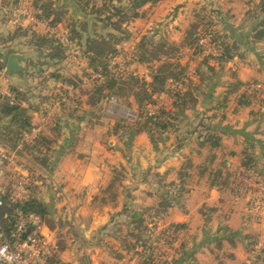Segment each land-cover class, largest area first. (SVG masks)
Listing matches in <instances>:
<instances>
[{
    "label": "rangeland",
    "instance_id": "rangeland-1",
    "mask_svg": "<svg viewBox=\"0 0 264 264\" xmlns=\"http://www.w3.org/2000/svg\"><path fill=\"white\" fill-rule=\"evenodd\" d=\"M53 2L65 21L68 17H73V20L82 17L74 0H55ZM256 2L253 1L250 5H247V0H214L210 3L206 0H162L159 4L146 7L142 10V17L137 19V24L132 25L130 29L128 28L132 38L123 47L119 45L122 52L121 57L114 61L113 66L117 67L115 73L125 76V73L134 72L140 78L150 76L149 74L156 67L157 62L152 61L141 65L136 63L131 66L126 64L136 45L142 38L146 37L151 38L155 44L159 43L160 40H164L169 44L180 47L177 58L183 65H187L191 69L189 77H192L193 69L199 66L203 57L192 56L190 50L181 47L191 26L194 24H198L199 27L211 25L212 30L220 33L226 32L231 35L245 36L250 32L252 25V19L246 16L245 13L247 10L253 9ZM24 4L28 5L27 3L22 5ZM85 20L89 25L92 24V17H86ZM88 32L91 34L92 30L89 29ZM21 44L20 41H16L12 45L13 48L10 47L12 51L21 52L24 63V71L20 79L14 82L24 87L23 91H25L29 103L39 106L45 111L48 110L49 113L51 106L48 107L49 109L46 108L48 104H46L44 98L50 94L52 88H54V83L48 79L49 71H45L42 77H37L36 70L26 69V61L34 58L35 55ZM251 48V51L245 53L242 62L244 63L243 67L247 65V68L254 71L259 66L256 71L260 76L257 79L250 80V83L261 86V89L256 91L252 103L254 104L253 108L261 109L264 101V42ZM203 49L205 56L210 52H214L208 41ZM242 50H246L245 47L240 48V51H238L241 52ZM6 55L7 53H5ZM250 63L258 65H254L253 68L249 65ZM210 65L216 64L210 61ZM74 67L66 66L68 72L74 71ZM233 67L235 65L232 64L228 68L232 69ZM231 69L223 71L227 76L217 74L218 81L214 79L211 83L209 81L202 85L199 93H197L200 102L195 110L188 112L187 120L178 123L179 135L182 138L185 137L186 140L189 138V133L196 130V135L191 136L189 139L191 144L184 148L180 153V158L176 161L179 163L177 164V168H180L179 172L183 170V178L179 176V172L176 177L175 173H172L164 179L159 173L163 168H173L172 165H169V163L174 162L173 149L169 146V141L174 139L175 134L170 133L168 138L156 147L149 141V150H147L145 139L133 138L130 141L128 140V133L122 131V127L126 125L133 128V121L138 115L135 98L129 89L121 91L120 98L112 97L102 104L107 117L96 118L97 115L93 117L87 113L86 116L83 115L85 117L83 120L84 126L88 127L90 123L95 124L94 131L91 134L95 136V139L101 145L100 150H102V155H100V167L102 168L95 172L91 188L80 189L81 186H74V183L68 187L65 178L60 177L55 171L60 159L57 157L56 152L48 154V162L50 167L52 165V169L50 168L51 170L46 173L51 174L52 172L51 179L45 177V173L40 170V166L33 161V158L27 152H23L21 159L18 156L20 150L16 153L17 155L13 159L14 163L17 165L18 161L21 162V165L18 164L20 167L30 170L36 179L38 177V180H41V183L39 182V185L41 184L39 196L48 209L47 220L55 228V231L50 233L49 248L57 241L65 244L66 250L58 254L62 262L65 264H141L144 257L147 258L148 252L143 253L144 251L140 245L131 249L128 246L135 244L133 233L136 231L132 233L131 214L134 211L145 210L147 211L144 214L143 226H146L148 231L141 227L143 230L141 236L143 241H148L151 245L153 264H165L164 262H168L171 258H179L177 255H179L178 250L181 244H185V252L192 258H184L176 264H219V260H227L229 255L231 256L233 248L226 239L231 234L237 238V241H245L246 244H251V246L243 249V256L246 257L244 263L252 264L254 262L257 250L262 248L258 244L257 236L249 234L247 235L248 239L244 240L242 238L246 234L243 231L232 232L229 230L224 222L226 218L223 220L219 218L222 215L217 217L216 210L218 207L210 205L200 207L199 203L196 202L194 203V213L197 211V209L195 211V208H200L199 214L196 212L197 214L192 215L189 218L188 225L184 223L186 229L175 230L169 228L173 220L177 218V215L173 213V209L175 207L179 210L186 208L185 205L189 200L187 193L191 184L195 182L200 166L203 165L201 162L204 160V165L211 172L215 170L225 171L223 162L215 161V158L218 157V149L213 151L204 150L202 155L199 156L194 148L198 147V136L200 134L204 135L206 127L214 126L218 131L224 128L231 129L230 125H223L225 112L228 111L215 112L212 110L217 97L224 92L223 84L225 83L222 82H225L226 77H230ZM200 70L205 72L206 69L200 66ZM6 74L2 72L1 75L0 90L3 91H9V88L15 85L13 79L10 78L14 75L7 76ZM196 79L199 80L198 77ZM146 80L149 81L150 79L147 78ZM214 84L217 85L213 86ZM212 86L215 87L214 90L211 89ZM211 91L216 94V99L214 97L211 100L207 97V94H210ZM237 98L231 96L229 99L227 106H230V110L237 102ZM156 102L168 107L167 98H157ZM148 110L153 112L156 107L150 106ZM244 116L245 119L247 117L256 119L251 114L246 113ZM242 122L245 121H241L240 124ZM6 127L7 121H1L0 147L14 150L12 135L3 130ZM75 138V136L72 138V142L75 141ZM160 138L158 135L155 136V139ZM110 142L112 145H110ZM191 150L192 152L188 153ZM56 151L59 152L58 149ZM105 151L108 154H105ZM254 151L261 154L263 150L256 148V145H254ZM211 155L214 156V160L209 163L207 161ZM260 159L263 165L264 156ZM163 161L166 163L163 164ZM174 178L178 183L174 182ZM237 179L240 183L245 182V178L241 174L237 176ZM181 181L184 182L182 186H180ZM251 182H254V179ZM171 183L175 185L169 186L168 184ZM244 184L245 188L252 190L250 184V186H247L248 182ZM165 193L171 202L173 201L172 207L167 209L166 212L162 211L163 208L160 206L162 195ZM257 200L258 195L254 202L250 199L248 205H250L251 210H254L253 220L256 223H261L264 205L258 209L260 203ZM217 228H221V230H216ZM218 239H221L219 240L220 243L218 242L221 245L220 247L216 243ZM170 240H174L171 245L167 243ZM224 241L228 242L224 243ZM206 244L208 247H205Z\"/></svg>",
    "mask_w": 264,
    "mask_h": 264
},
{
    "label": "trees",
    "instance_id": "trees-1",
    "mask_svg": "<svg viewBox=\"0 0 264 264\" xmlns=\"http://www.w3.org/2000/svg\"><path fill=\"white\" fill-rule=\"evenodd\" d=\"M74 1L84 21L72 22L68 33L69 41L78 47L84 61L81 76H64L60 73V65L68 58L66 52L67 47L60 42V39L53 36L38 35L30 32L28 29L17 27L4 42L23 39L24 44L35 55L34 58L28 60L26 69L31 68L32 70H36L37 77H42L45 71H49L48 79L70 86L77 90L80 95H85L86 105L89 107L84 110L85 114H90L93 117L97 115L96 118L101 117L104 113V109L102 108L103 103L112 97L120 98L121 91L125 89L132 91L137 105L138 115L133 121V128L126 125L122 127V131L128 133V140L130 141L139 134H146L154 147L160 142H164L170 133L177 134V140L182 141L184 138L179 135L180 128L178 123L182 120H187V116L185 115L187 111L195 110L198 105L197 93H199L202 85L209 81L211 83L214 79L216 81V75L220 74L218 71L226 63L232 61L235 57L243 58L245 53L252 50L251 47L264 42V0H247V5H250L253 1L257 2L254 4L253 9L247 10L245 13L246 16L252 19L250 32L245 36L231 35L226 32L220 33L212 30L211 25L199 27L198 24H194L187 31L181 47L190 50L192 56L203 57L195 72L199 78V83H193L188 76V66L183 65L179 58H177V54L180 53V47L169 44L164 40H160L159 43L155 44L151 38L146 37L142 38L136 45L126 64L127 66H131L136 63L141 65L152 61L157 62L158 64L149 74L150 80L147 81L144 77L140 78L134 72L130 74L125 73V76H122L115 73L117 67L112 66L110 62L121 57L122 51L118 46L129 41L131 38V34L127 28L128 25L142 17V10L145 6L156 5L162 0ZM17 2L18 0L15 1V4ZM30 3L36 12L35 17L37 19L48 22L52 27H56L61 22L62 14L53 6L51 0H30ZM86 17H92L91 25L85 20ZM89 29L92 30L91 34L88 32ZM84 33L86 34L85 36ZM200 38H205L208 41L214 50L213 53L210 52L205 56V51L202 45L199 44ZM242 47H245L246 50L239 52ZM7 53L11 54L13 51L10 50ZM210 61L218 65L220 69L215 70V65H210ZM200 66L206 69L205 72L200 70ZM5 67L6 63L0 57V74L2 72L6 73ZM93 74H99L100 78L93 81L89 89L83 90L81 88L83 79H88ZM250 84V82L242 83L239 80L228 83L224 92L217 97L212 110L218 112L226 109L230 95L238 93L239 91L237 104L241 107H249L252 105L256 91L249 89ZM216 85L214 84L213 86ZM213 86L211 87L212 90L215 88ZM9 92L12 97L0 94V122L7 121V127L3 128V130L7 134L12 135V145L15 148L22 134L32 128L30 113H41L42 109L28 102L29 100L25 91H21L12 86L9 88ZM161 97L167 98L168 107L164 106V104H157V98ZM210 97L213 98L212 95ZM44 100L47 101L48 97L44 98ZM150 106H155L156 110L150 112L148 110ZM60 108L62 113L61 117H71L82 109L81 103L77 99H72L69 106H60ZM262 109H264V101L262 103ZM61 129V118L57 117L50 131L57 138L60 137ZM224 130L225 128L221 131ZM221 131L216 130L214 126L206 127L204 129V135L200 134L198 136V146L200 148L207 146L210 151L218 149L221 146V137L218 133ZM190 133H196V130ZM156 135L161 138L155 139ZM51 144V140L39 135L33 142L25 144L22 148L23 152H27L33 158V161L40 166V170L43 173L51 170L48 162ZM263 156L264 151L259 154L254 151V145H250L242 152L240 174L245 178L264 180V164H261L260 159ZM39 157L42 158L40 159ZM213 160L214 156L211 155L207 162L211 163ZM200 169L202 175L207 171L205 165L200 166ZM182 171L179 172L180 177L183 176ZM231 177L233 175L227 171L215 170L214 172H210V187L216 189L231 187L232 192L238 195L239 190L244 191L246 189L245 185L236 179L231 180ZM36 181L37 184H33L29 188L28 198L24 201L13 199L11 186L8 185L6 187L2 197L3 206L0 209V226L5 236H10V233L14 230L16 223L14 212L16 209L23 215L34 214L38 216L41 223L51 233L55 231L51 222L47 220L48 209L39 196L40 185L38 183L41 180H38L37 177ZM180 184L182 186L184 182L181 181ZM168 185L174 186L175 184L171 183ZM172 205L173 201L171 202L166 193L163 194L160 204L163 208L162 211L166 212ZM146 211H134L131 214L130 225L133 226L132 233L136 231L133 233L135 244L129 245L128 247L131 249L140 245L144 251L143 253L148 252L147 258L144 257L141 264H153L154 262L151 258L153 250L151 249V245L148 241H143L141 236L143 232L141 227L145 231H148L147 227L143 226ZM169 228L184 230L186 229V225L184 223H172ZM31 231L32 227L30 226L27 229V233ZM226 239L233 245L234 240L237 238L231 234ZM242 239L247 240L248 236L246 235ZM219 240L221 239H218L216 243H220ZM172 241L174 240H170L167 243L171 245ZM219 243L217 245L218 247L221 246ZM243 243L245 249L251 246V244H246L245 241ZM65 250V244L57 241L56 244L50 247L49 254L39 264H65L58 257V254ZM178 252L179 255L177 256L179 258H171V260L164 263L176 264L179 260L182 261L184 258L190 257L185 252V244L180 245ZM260 263L264 264V247L257 250L255 260L252 262V264Z\"/></svg>",
    "mask_w": 264,
    "mask_h": 264
},
{
    "label": "crops",
    "instance_id": "crops-1",
    "mask_svg": "<svg viewBox=\"0 0 264 264\" xmlns=\"http://www.w3.org/2000/svg\"><path fill=\"white\" fill-rule=\"evenodd\" d=\"M15 1L16 0H0V57L3 61H5V63L7 62L9 55L11 54L21 55V52H17L14 50L13 53L11 54L7 53L8 51H10L11 48H13L12 45H14L16 41H20V43H22L21 45H23L25 48L31 51V49L24 44L23 39H15L13 41L4 42V40L8 36H10L17 27L28 29L30 32H34L38 35L53 36L57 39H60V35H65L69 40L68 30L69 28H71L70 24L72 22L84 21L83 17H77L76 20H73L74 19L73 17H68L66 21L61 17L62 20L59 24H57L56 27H52L49 24L48 26L30 25V24L28 25L27 22L24 21V19L21 16L16 14L15 10L18 7H20L23 3H27L35 14L36 12L34 8L31 6L30 0H18L17 4H15ZM51 1L53 2L55 0H51ZM206 1L210 3L214 0H206ZM239 1H245V0H239ZM53 6L55 7L54 2H53ZM146 7H150V5L145 6L143 9H146ZM137 22H138L137 20L131 22L127 28L130 29V27L132 25L137 24ZM127 42L122 43L121 44L122 47L126 45ZM66 47H67L66 52L68 58L64 63L60 65L61 67L60 73L64 76L79 77L81 76L83 70L82 68L84 67V61L80 55V51L78 47L72 44L70 41H69V46ZM118 48H120V46H118ZM73 50L77 52L79 57V62H74L70 59L69 54ZM5 53H7L6 56ZM21 56L23 60V55ZM244 58L245 57L243 58L235 57L232 61L226 63L223 66V68L220 70V75L227 76L226 74H224L223 71H225L226 69H227L226 71H228L229 69H231L228 68L229 66L231 67L232 64L235 65V67H233L230 70V74H231L230 77H226L225 82H222L225 83L223 84L224 90L228 83L233 82L235 80H239L242 83H247L250 82V80L257 79V77L260 76V74L256 71L258 70L259 66H257V69L255 71L247 68L246 67L247 65L243 67L244 63L242 61H244ZM27 62L28 61H26V64ZM23 64L24 63L22 61L21 66L24 71ZM249 65H251L254 68L255 67L254 65H258V64L250 63ZM66 66L68 67L75 66L74 71L68 72ZM214 68L215 70L220 69L218 65H215ZM190 72L191 69H189L188 67V76ZM195 72H196V68L193 69L191 73L193 74L192 75L193 78L190 77V79L193 80V83L196 84L199 83V81L196 79L197 76ZM1 75L2 73L0 74V81H1ZM6 75L9 76L10 74L7 73ZM21 75H14L11 76L10 78L13 79V84H15L14 87L23 91L24 87L21 84H17V82H14L15 80L18 81ZM91 78L92 75L88 79L87 78L83 79L81 85V88L83 90L89 89V87L93 82ZM147 78L149 79L148 76H146L145 79ZM53 83H54V88H52L50 94L46 96L48 97V100L46 101L47 102L46 104L48 105L46 106V108L51 106L50 107L51 111L48 113V110L45 111L41 108L42 111L44 112L42 111L41 113L31 112L30 116H31L32 127L34 126L39 127L41 129L40 135L52 141L50 147L51 151L49 152V154L56 152L57 157L60 158L58 161L59 164L57 163L58 166L56 167L55 171L60 177L65 178L66 183H68V187L70 186V184L74 183V186L75 185L81 186L80 189L91 188L90 186L94 182L93 176L95 175V172L101 170L102 168L100 167V155H102V150H100L101 145L95 139V136H92L91 134V132L94 131L95 124L92 125V123H90L88 127L84 126V121H83L85 119V117H83V115H85L84 110L89 108L86 105V96L80 95L77 90L73 89L70 86H66L64 84L55 81H53ZM58 92H62L68 98L67 106L71 104L72 99H77L80 101L82 109L71 117L69 116L61 117L62 114L61 108L60 107L57 108V105L55 104V95ZM239 93L240 91L238 93L230 95V98L231 96H234V98L238 97ZM210 95H212L213 98H211ZM215 95L216 94H214L213 92L207 94V97L213 100ZM199 102L200 100L198 98V103ZM24 106L26 105L24 104ZM253 106L254 104L250 105L249 107H241L236 102L231 110H230V106L229 107L227 106V108L224 109L227 110L228 112L227 113L225 112L224 115L225 118L223 119L225 121L223 125L228 124L231 126V129H225L224 131H221L219 133L221 137V146L218 148V152H217L218 157L215 158V161H219V162L221 161V163L223 162L225 171L233 175V177H231V180L232 179L238 180L237 176L240 174V160L242 157V152L245 149H247L250 145H256V148L262 149L264 151V115H262L264 113V109L253 108ZM188 112L190 111H187L185 113L186 116L188 115ZM246 113L255 116L256 119H250L249 117L245 119L244 114ZM57 117L61 118L62 129L60 132V137L55 138V135L51 133L50 128ZM102 117H107L105 112L103 113L101 118ZM241 121H245V122H242V124H240ZM195 135L196 133L193 134L190 133L189 138L187 140L184 137L182 141H179L177 140L178 135L175 134L174 139L169 141V146H171V149H173L174 162L169 163V165H172L173 168L162 167L163 169L160 170L159 173L161 174L163 179L166 177L168 178V174H172V173L173 174L175 173V177H176L180 169L179 167L177 168V164L179 163L176 161H178V159L180 158V153L184 150V148H186L187 146H189V144H191L189 140L190 137ZM74 136L76 138L75 141L72 142L73 140L72 138H74ZM135 138L141 140L145 139L147 142L146 148L147 150H149V140H147L148 138L146 134H139ZM110 145H112L111 142ZM57 149L59 152L56 151ZM194 149H196V152L199 154V156L202 155V152H204V150L207 151L209 150L207 146L202 148L198 146L195 147ZM220 151H222L221 154H219ZM191 152L192 150L189 151L188 153ZM23 154H24L23 150H20L18 154L20 159L22 158ZM105 154L108 153L105 151ZM163 162H164L163 164L166 163L165 161ZM202 163L204 165V160L203 162H201V164ZM18 164L21 165V162L18 161ZM18 164L17 166H19ZM51 169H52V165H51ZM210 172L211 171L209 170V168H207V171L203 175L201 174V169L198 171L195 182L191 184V186L189 187V192L187 193V198L189 200L187 201V205H185L186 208L183 210L181 209L182 211L179 210L177 207L173 209L174 210L173 213L177 215V218L173 220V223H186L188 225L190 220L189 218L192 215L197 214L196 212H198L199 214L200 208L199 209L195 208V211L196 209L197 211L194 213V203L196 202L199 203L200 207L203 205L215 206L218 207L216 210L217 217L222 215L219 218H222V220L226 218L224 222L226 223L227 225L226 227L229 230H231L232 232L243 231L246 235L253 234L257 236L259 246L264 247V208H263V213L261 214L262 217L261 223H256L255 220H253V216L255 215L254 210H251V208L249 207L250 205H248V201L250 199L252 200V202H254V199L257 197L256 192L254 190H248V188H246L244 191L242 190L239 191L238 195H235V193L232 192L231 187H225L220 189L212 188L210 187V183H209ZM51 176H52V172L51 174L45 173V177L51 179L52 178ZM173 180L175 183H178L175 181L176 178H174ZM242 184H244V182ZM215 204H219V205H215ZM218 229L221 230V228H217L216 230ZM45 232L49 235V239H50L51 232L49 230H46ZM226 242L224 241V243ZM228 244L231 246V248H233V251H231V256L229 255V259L227 260H223V259L219 260L218 261L219 264H243L245 262L244 259L246 258L245 256H243L244 243L237 241V239H235L233 245H231L230 243ZM205 247H208V245L206 244Z\"/></svg>",
    "mask_w": 264,
    "mask_h": 264
},
{
    "label": "built area",
    "instance_id": "built-area-1",
    "mask_svg": "<svg viewBox=\"0 0 264 264\" xmlns=\"http://www.w3.org/2000/svg\"><path fill=\"white\" fill-rule=\"evenodd\" d=\"M16 14L21 16L29 25H46L48 23L35 17L34 12L28 5H21L15 10ZM60 42L64 46H69V40L65 35H60ZM199 44L203 47L207 45L205 38H200ZM70 59L79 62L76 51L70 52ZM115 60L110 64L113 66ZM100 78L99 74H93L91 80L95 81ZM249 89L258 91L261 89L259 84H250ZM1 95L12 97L9 91L0 90ZM55 104L60 106L68 105V98L62 92L55 95ZM41 133L39 127H32L24 132L18 141L14 150L0 148V209L3 206V195L6 187L11 186L13 199L24 201L28 198L29 188L37 184L35 175L30 171L17 166L13 159L16 153L23 148L25 144L33 142ZM245 178V177H244ZM247 186H252V190L258 195L257 202L260 203L258 209L264 205V180L245 178ZM244 182V183H245ZM250 184V185H249ZM16 223L10 236H5L0 226V264H39L49 254V235L45 232L48 230L43 225L38 216L34 214L23 215L19 210L14 212ZM6 217V216H5ZM32 227V231L27 233V229Z\"/></svg>",
    "mask_w": 264,
    "mask_h": 264
},
{
    "label": "water",
    "instance_id": "water-1",
    "mask_svg": "<svg viewBox=\"0 0 264 264\" xmlns=\"http://www.w3.org/2000/svg\"><path fill=\"white\" fill-rule=\"evenodd\" d=\"M22 56L19 54H11L8 56L5 71L10 75H21L23 68L21 66Z\"/></svg>",
    "mask_w": 264,
    "mask_h": 264
}]
</instances>
